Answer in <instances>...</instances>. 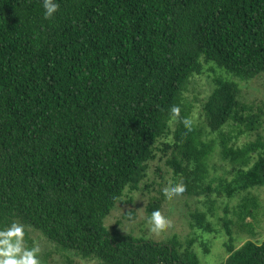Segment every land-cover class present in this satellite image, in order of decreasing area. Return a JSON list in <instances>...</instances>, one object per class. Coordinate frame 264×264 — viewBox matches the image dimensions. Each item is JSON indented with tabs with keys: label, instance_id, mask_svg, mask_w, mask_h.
Returning a JSON list of instances; mask_svg holds the SVG:
<instances>
[{
	"label": "trees",
	"instance_id": "1",
	"mask_svg": "<svg viewBox=\"0 0 264 264\" xmlns=\"http://www.w3.org/2000/svg\"><path fill=\"white\" fill-rule=\"evenodd\" d=\"M59 3L46 20L41 0H0V230L15 221L100 264H200L195 243L209 252L201 237L220 232L218 219L228 238L219 264H264V240L234 246L230 216L261 207L252 189L264 187V102H242L239 82L264 74V0ZM204 63L226 75L195 118L185 94ZM247 135L256 138L238 144ZM159 152L184 194L205 198L191 212L196 237L108 230ZM159 193L149 215L167 198ZM214 196L242 197L232 212Z\"/></svg>",
	"mask_w": 264,
	"mask_h": 264
},
{
	"label": "rangeland",
	"instance_id": "2",
	"mask_svg": "<svg viewBox=\"0 0 264 264\" xmlns=\"http://www.w3.org/2000/svg\"><path fill=\"white\" fill-rule=\"evenodd\" d=\"M205 71L193 77L185 97L193 102L195 105L194 116L197 118L202 110L203 102L212 92L215 83L214 78L219 75H226L213 63H204ZM241 91L239 99L242 102H264V74L249 81L239 82ZM229 127H225L224 132H229ZM260 133L264 137V125ZM255 135L242 136L238 144H243L247 141L254 140ZM171 139V138H170ZM167 157H164L161 152L156 160L149 163L148 176L141 183L140 190L125 191L123 201L117 203L114 210L106 217L105 226L108 230L114 231L117 229L123 235H129L134 238L149 239L157 242L168 241L174 235H177L181 240H186L189 237H196V227L193 226V217L191 212L196 209L205 210L203 201L204 197L190 196L181 194L178 196L167 197L161 207V211L166 214L172 221L171 227L162 230L159 234H154L148 231L147 218L148 205L153 201L155 196L160 197V190L169 182H174L172 177V169L166 163ZM223 160V159H222ZM221 157L217 156L215 164H222L223 167L218 168L217 174L224 175V167H229ZM162 174V176H161ZM150 186L147 188V186ZM252 189V193L258 195L261 200V207L256 213L255 217H248L242 221L239 216L231 213L233 218V237L234 246L236 248L243 245L246 241L252 240L262 242L264 240V187H256ZM242 197V196H241ZM241 197L228 199L217 198L219 204L224 200L228 203L231 211L236 208ZM219 205L218 215L223 216L225 211L223 204ZM134 212L136 217L129 218V215ZM216 229L220 231L206 234V239L201 237V241H205L209 247V252L203 250L201 242L195 243V250L200 259V264H219L228 257V252L225 247V242L228 240L226 233H224L222 223L218 219L214 220ZM24 244L26 247H39L40 259L42 264H100L94 259H84L74 255L71 251L61 249L54 243L50 242L40 232L30 228L25 229Z\"/></svg>",
	"mask_w": 264,
	"mask_h": 264
},
{
	"label": "clouds",
	"instance_id": "3",
	"mask_svg": "<svg viewBox=\"0 0 264 264\" xmlns=\"http://www.w3.org/2000/svg\"><path fill=\"white\" fill-rule=\"evenodd\" d=\"M43 17L51 20L60 11L59 0H41ZM172 114H179V107L172 108ZM190 124V121H185ZM165 197L178 196L186 191L183 181L169 182L161 189ZM148 231L159 234L162 230L171 227V219L160 209H154L147 218ZM25 227L15 221L10 222L0 230V264H42L40 248H28L24 244Z\"/></svg>",
	"mask_w": 264,
	"mask_h": 264
}]
</instances>
